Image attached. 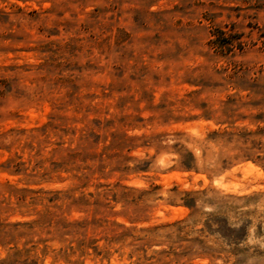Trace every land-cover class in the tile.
<instances>
[{"label": "rangeland", "instance_id": "1", "mask_svg": "<svg viewBox=\"0 0 264 264\" xmlns=\"http://www.w3.org/2000/svg\"><path fill=\"white\" fill-rule=\"evenodd\" d=\"M0 264H264V0H0Z\"/></svg>", "mask_w": 264, "mask_h": 264}]
</instances>
